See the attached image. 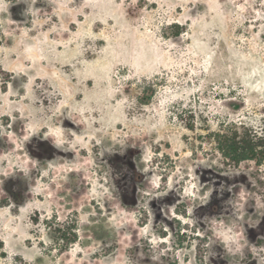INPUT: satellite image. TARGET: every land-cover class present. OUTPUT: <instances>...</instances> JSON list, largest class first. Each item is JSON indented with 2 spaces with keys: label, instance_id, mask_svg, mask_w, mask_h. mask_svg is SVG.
Returning a JSON list of instances; mask_svg holds the SVG:
<instances>
[{
  "label": "rangeland",
  "instance_id": "obj_1",
  "mask_svg": "<svg viewBox=\"0 0 264 264\" xmlns=\"http://www.w3.org/2000/svg\"><path fill=\"white\" fill-rule=\"evenodd\" d=\"M234 125L264 137V0H0V264H264Z\"/></svg>",
  "mask_w": 264,
  "mask_h": 264
},
{
  "label": "trees",
  "instance_id": "obj_2",
  "mask_svg": "<svg viewBox=\"0 0 264 264\" xmlns=\"http://www.w3.org/2000/svg\"><path fill=\"white\" fill-rule=\"evenodd\" d=\"M233 131L218 132L217 149L224 160L237 166L245 161H264V137L251 133L249 130L241 132V127L232 126Z\"/></svg>",
  "mask_w": 264,
  "mask_h": 264
}]
</instances>
